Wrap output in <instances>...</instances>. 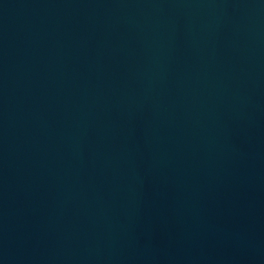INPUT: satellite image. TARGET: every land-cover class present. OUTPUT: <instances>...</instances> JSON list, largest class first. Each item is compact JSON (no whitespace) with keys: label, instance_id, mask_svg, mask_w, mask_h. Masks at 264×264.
Masks as SVG:
<instances>
[{"label":"water","instance_id":"water-1","mask_svg":"<svg viewBox=\"0 0 264 264\" xmlns=\"http://www.w3.org/2000/svg\"><path fill=\"white\" fill-rule=\"evenodd\" d=\"M0 264H264V0H0Z\"/></svg>","mask_w":264,"mask_h":264}]
</instances>
